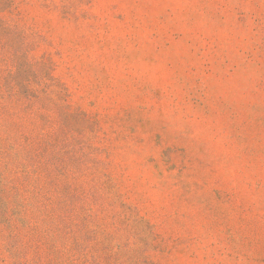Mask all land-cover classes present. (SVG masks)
I'll list each match as a JSON object with an SVG mask.
<instances>
[{
    "label": "rangeland",
    "instance_id": "rangeland-1",
    "mask_svg": "<svg viewBox=\"0 0 264 264\" xmlns=\"http://www.w3.org/2000/svg\"><path fill=\"white\" fill-rule=\"evenodd\" d=\"M0 264H264V0H0Z\"/></svg>",
    "mask_w": 264,
    "mask_h": 264
}]
</instances>
